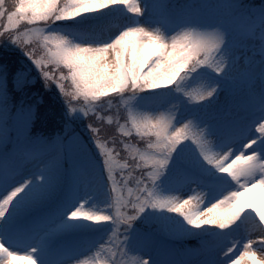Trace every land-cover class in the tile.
<instances>
[{
  "label": "snow or ice",
  "instance_id": "1",
  "mask_svg": "<svg viewBox=\"0 0 264 264\" xmlns=\"http://www.w3.org/2000/svg\"><path fill=\"white\" fill-rule=\"evenodd\" d=\"M105 5H112L108 10H124L137 15H128L123 24H107L92 33L79 34L78 41L65 40L59 28L47 31V34L41 27L22 33L18 31L22 21L33 24L51 18L58 25L75 20V17L91 18L93 14H81ZM148 7L145 0H54L42 7H37L36 0H15L11 7L6 0H0V28H3L0 40L10 41L22 49L40 69L47 84L55 81L68 113L72 116L80 113L91 120L90 113L95 115L105 106L95 102L108 93H115L118 103L107 102L106 106L124 119L121 124L119 119L108 117V124L120 132L111 139L112 148H108L109 142L100 136V128L88 125L99 154L97 160L87 153L70 124L66 125L64 134L54 140L34 134L35 105H13L7 74H0V245L7 250L0 253V264H11L9 258L20 251L34 257L38 264H46L44 251L57 234L60 225L55 222L60 216L71 221L84 219L113 225L111 238L99 243L91 252L94 256L89 253L88 259H82L85 257L82 256L73 264H97V261L99 264H152L151 258H144V251L153 245L151 235L139 231L133 235L136 221L147 210L161 213L148 217L145 222L155 223L157 230L169 240L204 236L212 229H196L205 223L218 224L220 229L241 219L250 224L239 238H234L229 231L211 232L214 238L202 240L198 248L178 252L161 247L156 264H229L233 256L239 254V246L243 247L244 255L255 252L264 256V238L256 239L264 237V225L254 216L235 219L245 207H250L240 203L239 197L264 183V7L250 13L240 0H227L226 3L217 2L207 14L190 5L178 17H173L167 0H151L155 27L141 23L140 18L145 16ZM33 40L45 42V57H38L29 47ZM50 41L55 42L54 49L48 48ZM77 44H89L95 51L83 55ZM249 44L253 53L242 60L238 50ZM257 53L261 59L256 58ZM49 64L56 68L63 65L67 74L61 69L60 77L56 78L46 69ZM204 68L221 76L230 86V99L218 108L215 107L221 89L218 82L182 86L192 73ZM69 79L72 91H67L63 83ZM32 82L27 73H17V90H23ZM160 89H174L183 94L189 105L202 106L203 110L177 123L176 104L155 114L134 109L141 94ZM81 99L87 106L80 104ZM123 113L127 115L123 116ZM98 119L103 124L104 118ZM134 133L142 139L147 138V148L136 151L131 165H119L118 168L116 157L119 153L115 146L123 144L131 154L132 146L123 137H132ZM249 142H253L252 146L245 147ZM214 143L218 144V149H214ZM191 148L195 149L198 158L193 157ZM182 149L183 158L176 168V177L181 183L192 182L189 169L193 167L194 159L195 164L202 160L221 177L203 174L199 182L206 189L193 188L192 193L196 196L189 195L188 199L164 196L158 187V182ZM250 153L255 155L251 166L243 170L246 179L241 180L239 173L226 178L228 161ZM69 158L70 170L66 168ZM33 166H38L36 174L26 175ZM125 168L138 169L139 175L132 177L131 171L125 175ZM69 172L71 193L66 205L51 213L34 215L52 198ZM130 179L135 188L128 187ZM105 186L108 203L103 208L87 210V200H83L72 210H67L73 200L78 199L81 189ZM208 190L217 198L210 207L205 206L207 211H211L218 201L228 202L229 216L201 220L198 207H185L194 198L198 204H204ZM122 209H130L131 214ZM233 246H238L236 251ZM129 254H133L131 260L126 259Z\"/></svg>",
  "mask_w": 264,
  "mask_h": 264
},
{
  "label": "rangeland",
  "instance_id": "2",
  "mask_svg": "<svg viewBox=\"0 0 264 264\" xmlns=\"http://www.w3.org/2000/svg\"><path fill=\"white\" fill-rule=\"evenodd\" d=\"M183 0H167V4H168V8L170 11V14L173 17H178L179 14L182 11H179L181 8L178 7V5L182 2ZM135 2H138V0H135ZM179 2V3H178ZM218 2V0H210L208 4V9L210 11V9ZM46 3V0H36V4L37 7H42L44 4ZM150 3L151 0H145V4L149 5L148 7V11L146 12L145 16L140 18L141 23H145V24H149L150 26H157L156 24L153 23V17H152V12H151V8H150ZM112 5H105L104 7L101 8H97V7H93L90 11V13H82L81 15H88V14H93V16L90 17H75L73 19L75 20H69L66 22H62V23H67L70 22L72 24H70L72 27L67 28L65 27L62 23L58 24V25H54L55 29L59 28L62 30L61 34L64 35H69L71 38L76 39L77 41L79 40V34H85V33H92L94 30H98L99 28H101L104 25L107 24H111V25H119V24H123L127 19H128V15H137L134 13H127L124 10H108L109 8H111ZM126 7V6H125ZM179 8V9H178ZM103 12V13H100ZM205 13H208L207 8L205 9ZM125 19V21H124ZM45 21H36L33 24H28L27 21H22L21 24L19 25L18 31H20L21 33L24 31H29L35 27H42L44 25ZM4 23H6V20L4 21ZM59 23V22H58ZM165 30H167V25L164 26ZM54 29V28H53ZM3 29H1L0 31H2ZM45 34H47V31L45 30ZM29 47H31L32 49L35 50V53L38 57H45L47 54V48L45 47V42L43 40H33L30 44ZM48 48H55V42H48ZM240 52L241 55V59L243 60V57L245 56H249L252 55L253 53V48L251 46V44H249L248 47L246 48H241L238 50ZM0 74L5 73L7 74V81H8V86H9V91L11 96L15 93V92H23L24 93V98L21 101V104L28 106V105H35V109H36V119L37 120V115L40 117L41 114H38V92H35L34 90H39L40 88H43L42 83L40 82H44V78L43 76L40 74V69L36 68L34 64H32V62L28 59V57L25 55V53L16 45L10 43L9 41L5 40L3 44H0ZM256 58L257 59H261V57L259 56V53L256 54ZM46 69L51 71L52 73H54V75L56 76V78H59L61 75V69L63 70V72L65 74H67V68L64 67L63 65H61V68H56L55 65H46ZM202 70H208L206 68L202 69ZM210 71V70H208ZM20 72H24L27 73L28 79L32 80L34 82L28 84L25 86V88L23 90H17L16 86H15V78L17 73ZM214 73V72H212ZM183 74V73H182ZM215 74V73H214ZM221 77V76H220ZM218 82L221 85V89H220V95L218 97V102L215 105V107H219L220 105H223L227 102V100L230 99L229 95H228V90H229V85H227L224 80L222 79H217V78H209L206 77L204 75H202L199 72L196 73H192L190 79L187 81L186 85H182L185 87H195L198 84L201 83H208V82ZM67 82L68 86H70L73 90V87L71 85V80H65L63 81L64 85ZM10 86L13 87V91L11 92L10 90ZM51 88L54 89L57 93L59 98L61 99V105L65 108V115L64 118L67 122L66 125L70 124L73 133L75 132V128L80 129V123L82 121V119H84L83 115L80 113H77L74 116H69L68 115V109L66 106L65 101H63L62 98L63 95L60 93L59 87L57 86V84L55 83V81H53L51 83ZM66 87V85H65ZM67 90V88H66ZM161 93L157 90L156 93H152V95L150 97H142L139 96L137 98V102L133 105L134 109L137 111H150L153 114H155L156 112L159 111H167L171 108V106L174 104L179 105L178 106V111H177V123H182L184 122L185 119H187L188 117H191L194 113H199L203 110L202 106H196V105H189L188 101L186 102L189 108L186 109H182L183 105H180L181 102L176 101L174 99L173 103L170 102L171 97L169 96V94L171 92H165V89H160ZM68 91V90H67ZM165 92V93H164ZM33 93H35V95H32ZM109 94H115V93H108L106 96L109 97ZM178 95H182L181 93H178ZM184 97V96H183ZM101 102H111L112 105H115L110 99L105 98L104 96L100 97L98 101H96L95 103L97 104H103ZM13 103V101H12ZM80 104L82 106H87L86 102H83V100L81 99ZM104 107H102L100 109L99 112H97L95 115H92V113H90L91 116L95 117L98 119V117H103L107 123H108V117L112 116L114 119H118V115L114 109H110L108 108L105 104ZM195 108H192V107ZM66 125L63 126L62 128V132L64 134L65 132V127ZM113 126V125H111ZM33 127L35 129L36 128L34 125ZM41 130V129H38ZM41 134V132L39 133ZM45 134V133H44ZM42 134L44 137L48 138V135H44ZM76 135L79 136L82 144L84 145V147L87 150V153L95 158V154L91 152V148L89 147L88 144H86L85 140L82 139V137L80 136L79 133H75ZM140 136L135 135V133L133 134L132 137H127L126 140L129 141V144L132 146V153L130 154V156L135 155L136 151H144L146 150L147 146H141V142H138V138ZM113 137H109L107 139H105L106 141H108V148H112L114 147L110 141ZM147 140V138H145ZM91 143L93 145V148L95 149V152L97 153L98 157L99 154L97 152L96 146H95V142L93 140H91ZM214 149H218V144L213 145ZM119 155L116 157V161H117V166L119 168V165H129L128 164V149L123 148L121 151L117 150ZM191 152L194 158H198V154L196 153L194 148H191ZM183 158V149L181 150V153H178L176 158L173 160V163L171 164V166L168 169L167 174L158 182V187H159V191L162 195L164 196H179L182 199H188L189 195L195 197L196 193H192L193 188H195L196 190H205L201 187H196L195 183H197V181H200V177L196 176L194 174H192L190 171H193L192 168L189 169V172L191 174V176L193 177V180L191 183H181L180 180L176 177V168H177V163L179 162V160H181ZM228 162H231L230 160ZM69 170L71 168V158H69ZM193 167L197 168L200 172H202L203 174L205 173H212L215 176H217V178H221L220 175L218 173H215L214 169L209 168V166H207L206 164H204V162L201 160L200 163L197 165L195 164V159L193 160ZM128 168L124 169V174L127 175V173H125V171ZM38 171V166H33L32 168H30L25 174L26 175H35L36 172ZM68 175V187L66 188L65 191H67L68 189V194L66 196V201L64 202L63 206L66 205L67 201L70 199V193H71V176H70V172L67 173ZM131 180V179H130ZM131 187L129 188H135V183L130 182ZM194 185V186H193ZM104 188V190L101 191L100 189ZM127 195V192H126ZM125 195V196H126ZM64 196V195H63ZM65 197V196H64ZM106 197V186L105 187H97V188H89L88 190H84L81 189L78 193V199L73 200L71 208H68L67 210L70 211L72 210V208H75L76 206H78V204L83 201V200H87V204L85 205V208L87 210H92V211H98L100 208H103L106 204H107V199ZM216 195L213 191L208 190V198L205 200L204 204H198V201L194 198L191 200L190 205H186L185 207H192V208H199L201 215H200V219L201 220H208V219H222V218H226L227 216H229L231 213L229 212L228 208H219V209H214L212 212H208L206 207L208 205V207H210V203L214 202V200L216 199ZM64 199V198H63ZM239 201L242 204L245 205H249L250 207H245L244 212L241 214V218H243L244 215L247 214L248 211H253L258 218V210L261 209L262 207H264V187H257L255 189H252L249 192H245V194L241 197H239ZM62 206V207H63ZM149 214V217H156V216H160L161 213L153 211V210H147L146 211ZM165 215H167V213H164ZM173 215H179L178 213H174ZM143 219V216L141 217ZM56 224H59L60 227L57 231V234L55 236V240H58V246H60L58 251L49 253L46 250L44 251V260L46 261V264H73V261L76 259L81 258L82 259H88L89 256H94L95 253H91L94 249H96L98 247V245L91 251H88L86 253H83L86 250L85 248L82 249H78L77 253L80 255H73L72 253H69L68 251L70 249H75L79 246H81L82 244L77 243V241H73L72 242H68V240L71 238L69 237L70 235H72L73 232H69V231H76L77 233L82 232L81 237L83 238V240L85 241L84 244H87L91 238H96V233H94L96 230L104 227L107 223L105 221H86L84 219H80L77 221H71V220H66V218L64 216H60L57 218ZM68 225L67 227H65L64 225ZM139 225H144L147 226L149 225L146 222L141 221ZM55 225H49V227H54ZM150 228H154L156 229L157 227L155 226L154 223L150 224ZM250 224L245 221L244 219H241V221L236 220L233 221L231 223H229L227 225V227L225 229H220L218 224H201L199 225V228H197L196 230L199 231L200 229L203 228H210L212 230H217L218 232H227L229 231L232 236L234 238H239L240 236H242L244 229L246 227H249ZM195 228V226H193ZM111 229V231L113 230V227L106 229L108 232ZM86 231H88L86 233ZM65 233V234H63ZM69 234V235H66ZM135 235V233L133 234ZM66 237H68V239H66ZM106 237V236H105ZM187 237H191L187 236ZM111 238V236L109 237ZM152 240H153V245L150 249H147L144 251V258L148 259L151 258L152 264H156V261L158 260V251L161 247H168V248H172L171 244H169V246L165 245L164 242H162L159 246L156 242L157 238L154 236H151ZM214 237H210L206 240H212ZM264 237H256L257 240L262 239ZM52 239L51 241H49L48 246L50 245V243L54 240ZM61 240H62V244H61ZM105 240H107V238H105L102 242L103 243ZM246 243V242H245ZM47 246V248H48ZM200 245L199 244H194L192 243L189 248L183 250H191L194 248H198ZM106 247H111V245H107ZM234 247V251H236L238 246H233ZM239 254L233 256V259L229 262V264H259V253H257L255 256H253V254L251 252H249L247 255L243 254V247L239 246ZM90 253V254H89ZM89 256H86L88 255ZM102 255H106V253H102ZM229 255H232V253H229ZM133 254H129V257H127L126 259L131 260L132 259ZM11 261V264H38V261L35 260L34 257H29L25 252L20 251L17 252L13 255V257L9 258ZM37 259L39 260V254L37 256ZM59 260V261H57ZM97 264H99V261H97Z\"/></svg>",
  "mask_w": 264,
  "mask_h": 264
},
{
  "label": "trees",
  "instance_id": "3",
  "mask_svg": "<svg viewBox=\"0 0 264 264\" xmlns=\"http://www.w3.org/2000/svg\"><path fill=\"white\" fill-rule=\"evenodd\" d=\"M7 4L10 5L11 0H6ZM103 13V12H102ZM70 23V22H69ZM3 28H0V30ZM1 57V56H0ZM43 85V88H40L39 90H34L35 92H38L37 98H38V103L37 106L39 108L38 110V114H41V116L39 117L37 115V120L35 121V125L37 127H39L40 129H44L47 128L50 133L52 134L51 136H48V140H54L58 135H62V128L64 125L67 124L64 115H65V108L61 105V99L58 96V93L51 88V90H45L44 88V82H40ZM66 88L68 91H72V88L70 86H68L67 82L65 83ZM10 90L11 92L13 91V87L10 86ZM32 95H35V93H33ZM12 101L14 102L16 99V96L13 94L11 96ZM121 124H124L123 122H120ZM92 124L93 127H97L100 128V136L107 139L109 137H114V136H119L120 132L119 129L111 126L107 123V121L105 119H103V124L100 123V120L93 117L92 119L89 120L88 118L83 119V121L81 122V126L83 128V131L86 133L87 138L89 140H92L91 136L92 133L90 131V129L88 128V125ZM37 131H41L36 129ZM127 137H123V139H126ZM138 138V142H141V146H147V140L145 138H141V137H137ZM154 139V137H153ZM143 141V142H142ZM117 148V150L121 151L124 147L123 144H118L115 146ZM128 164L131 165L133 163L132 160V156H130L129 151H128ZM137 161L139 160V156H136ZM131 170L128 168L125 173H127V175L129 174ZM139 175V170H135V171H131V176L135 177ZM130 182H133V180H130ZM128 187H131V184L129 183ZM126 195V192H125ZM108 203V202H107ZM123 212L127 213V214H131L130 209H122ZM149 217L148 213H145L143 215V219L140 218L136 221V224H140L141 221L145 222V220ZM149 224V223H148ZM155 224V223H154ZM149 227V225H147Z\"/></svg>",
  "mask_w": 264,
  "mask_h": 264
},
{
  "label": "clouds",
  "instance_id": "4",
  "mask_svg": "<svg viewBox=\"0 0 264 264\" xmlns=\"http://www.w3.org/2000/svg\"><path fill=\"white\" fill-rule=\"evenodd\" d=\"M46 2L51 4L54 2V0H46ZM218 2L226 3L227 0H218ZM240 2L250 13L253 10H255L256 8L264 7V0H261V2L259 4L251 2V0H248V2H246V0H240ZM14 3H15V0H11V3L9 6L10 7L13 6ZM54 25L55 24L52 22V19L50 18L48 21L45 22V24L41 28L50 32L53 30ZM62 35H63V38L65 40H70V41L76 40L74 38H71L69 35H64V34H62ZM4 41L5 40H0V44H3ZM77 47L81 49V54H83V55H87V54L95 51V49H93L92 46L89 44H77ZM104 47H108V46L105 45ZM44 88H45V90H51V86L49 84H47L46 82L44 83ZM62 99H63V101H65L64 98H62ZM68 115L72 116L70 113H68ZM252 143L253 142H249V144L245 145V147L250 148L252 146ZM254 155H255L254 153H250L248 155L241 154V155L235 156L231 162H229L228 164L225 165V168L228 169V171L226 173V178L231 177V176L239 173L241 180L246 179V177L243 175V170L247 169L251 166V162H252ZM221 172H224V169H221ZM258 183H259V181H258ZM251 186L252 185L249 184V187H251ZM261 186L264 187V183H262ZM229 206L230 205L228 202L218 201L217 204L212 205L211 211H209V212H212L214 209L228 208ZM243 212L238 213V215L235 219H239V217L241 216V214ZM244 216H245V218H247L248 216H254V217H256L257 221L261 225H264V207H262L261 209L258 210V218H257V215L253 211H248L247 214ZM225 227H227V225ZM5 251H7V250L3 247V245H0V253L5 252ZM252 254H253V256H255L257 253L254 252ZM259 264H264V256H262L261 254H259Z\"/></svg>",
  "mask_w": 264,
  "mask_h": 264
}]
</instances>
